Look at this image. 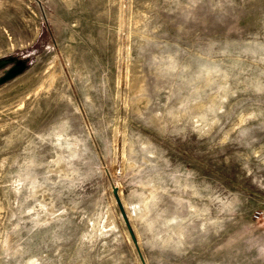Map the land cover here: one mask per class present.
I'll return each mask as SVG.
<instances>
[{
    "label": "rangeland",
    "instance_id": "1",
    "mask_svg": "<svg viewBox=\"0 0 264 264\" xmlns=\"http://www.w3.org/2000/svg\"><path fill=\"white\" fill-rule=\"evenodd\" d=\"M6 58L0 264H264V0H0Z\"/></svg>",
    "mask_w": 264,
    "mask_h": 264
},
{
    "label": "water",
    "instance_id": "2",
    "mask_svg": "<svg viewBox=\"0 0 264 264\" xmlns=\"http://www.w3.org/2000/svg\"><path fill=\"white\" fill-rule=\"evenodd\" d=\"M7 66H10V67L8 69H6L4 71V74L0 77V85H2L5 82L15 78L16 76L22 74L27 69V62L26 61H20V60H17L15 58L1 59L0 60V69H4ZM114 193H115L118 205L120 207L121 213L123 215V218L125 219L127 227H128L129 232L131 234V237H132L134 243L137 244V239H136L135 234H134V232H133V230L129 224L125 209L123 207L121 199L119 198L117 188H115ZM139 254H140L142 263L146 264L141 253H139Z\"/></svg>",
    "mask_w": 264,
    "mask_h": 264
}]
</instances>
